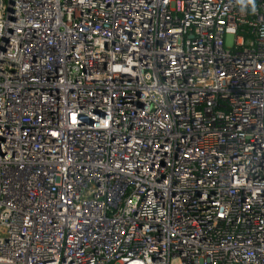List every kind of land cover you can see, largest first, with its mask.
<instances>
[{"label": "built area", "instance_id": "2783aa9c", "mask_svg": "<svg viewBox=\"0 0 264 264\" xmlns=\"http://www.w3.org/2000/svg\"><path fill=\"white\" fill-rule=\"evenodd\" d=\"M3 29L0 264H264V0H1Z\"/></svg>", "mask_w": 264, "mask_h": 264}, {"label": "water", "instance_id": "95a60500", "mask_svg": "<svg viewBox=\"0 0 264 264\" xmlns=\"http://www.w3.org/2000/svg\"><path fill=\"white\" fill-rule=\"evenodd\" d=\"M0 4H1V0H0ZM4 4L6 7V12L8 17H11L12 14V0H4ZM7 20H10L9 18ZM7 34L5 29L2 30L1 34H0V53H2L5 49L6 43H7Z\"/></svg>", "mask_w": 264, "mask_h": 264}]
</instances>
